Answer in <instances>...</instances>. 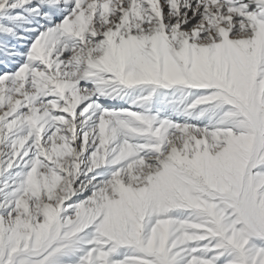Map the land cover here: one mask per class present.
Listing matches in <instances>:
<instances>
[{
    "label": "snow or ice",
    "instance_id": "obj_1",
    "mask_svg": "<svg viewBox=\"0 0 264 264\" xmlns=\"http://www.w3.org/2000/svg\"><path fill=\"white\" fill-rule=\"evenodd\" d=\"M0 264H264V0H0Z\"/></svg>",
    "mask_w": 264,
    "mask_h": 264
}]
</instances>
